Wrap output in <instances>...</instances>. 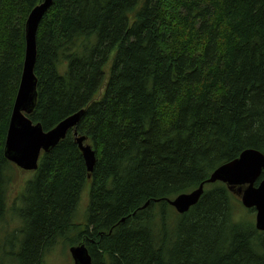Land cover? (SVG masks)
<instances>
[{
	"label": "trees",
	"instance_id": "16d2710c",
	"mask_svg": "<svg viewBox=\"0 0 264 264\" xmlns=\"http://www.w3.org/2000/svg\"><path fill=\"white\" fill-rule=\"evenodd\" d=\"M43 2L0 0V235L25 28ZM35 75L30 120L49 132L84 112L76 131L96 164L90 176L74 130L43 154L0 264H43L61 239L85 246L93 264H264V233L234 222L226 185L206 184L246 149L264 154V0H53ZM203 183L199 203L178 216L168 202Z\"/></svg>",
	"mask_w": 264,
	"mask_h": 264
},
{
	"label": "water",
	"instance_id": "95a60500",
	"mask_svg": "<svg viewBox=\"0 0 264 264\" xmlns=\"http://www.w3.org/2000/svg\"><path fill=\"white\" fill-rule=\"evenodd\" d=\"M53 5V0H44L30 14L25 28L26 54L20 89L14 104L9 131L5 144V156L25 171H35L39 167L42 152L49 153L60 142L66 139L71 130L84 117L79 112L63 120L56 128L44 132L40 124L34 125L27 115L31 114L37 102L38 80L35 75L37 58V33L40 23ZM77 143L83 154L87 171L93 173L96 164V151L86 145V137L78 138ZM261 175L263 179H260ZM223 182L240 197L243 205L256 211V228L264 232V154L255 149L245 150L238 159L220 166L214 171L206 184ZM205 183L199 189L180 195L170 202L179 213H187L198 204L205 191ZM75 264H93L92 257L85 246L73 247L70 250Z\"/></svg>",
	"mask_w": 264,
	"mask_h": 264
},
{
	"label": "rangeland",
	"instance_id": "374dc122",
	"mask_svg": "<svg viewBox=\"0 0 264 264\" xmlns=\"http://www.w3.org/2000/svg\"><path fill=\"white\" fill-rule=\"evenodd\" d=\"M16 17H17V15L15 14V16H13V22H15ZM15 26H16L15 27L16 30L20 29L19 23H16ZM16 66H14L12 68L15 69ZM23 69H24V63H23ZM108 78H109V74H107V80H108ZM15 81H14V83H12L13 86L15 84ZM18 89H20V86L18 87ZM13 97H14V94H13ZM5 111H7V110H5ZM12 114H13V112H12ZM31 114H29L27 116L29 117ZM11 117H12V115H11ZM74 137L77 140V137L75 135H74ZM78 138H80V137H78ZM7 176L10 178L9 180L7 179V197L5 199V207H6L7 214H6L5 221L1 226V227H3V228H1V231H2V233H1V237H2L1 245H2V243H5V238L8 235L12 234V231L19 228L21 223L16 216L14 207L20 206V205L23 206V203H22V201L19 200V198L24 193L28 182L35 178V174L33 172L23 171V170H21V168L15 166L13 164H11V166L8 168ZM262 179H263V176L261 175L260 179L257 181V184ZM216 184H217L216 187H220L221 185H225L224 183H221V182L216 183ZM90 190H91V186L88 185V187L87 186L84 187V189L81 193L80 201H79V204L77 207L76 216L74 218L75 223H77V224L85 219L86 212L89 209ZM233 194H235V193H233ZM235 196L238 197V195H236V194H235ZM231 198L236 201V202L234 200L232 201L234 222L242 220V219L249 221V222L255 221V212L254 211H252L250 209H246L241 204H239L237 202L238 199L236 197L232 196ZM172 201H175V200H172ZM172 208L174 209V212L176 214H178V216H180V214L181 215L185 214V213H183V214L179 213L177 211V209L175 208V206H172ZM245 227H247V229ZM187 228L188 227H186V229ZM235 229H236L235 235H237L238 237H241V238L243 237V230L246 231V233L244 234L246 238H247V235L250 234L249 226L235 227ZM261 233H264V232H261ZM257 237H259L261 240H264V234H259V235H257ZM247 245L250 249L249 241H247ZM70 250H71L70 243L66 240L61 239L59 241V243L56 244L51 249L49 254L46 255V257L44 258L43 264H75L74 260L72 258V255L70 253Z\"/></svg>",
	"mask_w": 264,
	"mask_h": 264
},
{
	"label": "bare ground",
	"instance_id": "6f19581e",
	"mask_svg": "<svg viewBox=\"0 0 264 264\" xmlns=\"http://www.w3.org/2000/svg\"><path fill=\"white\" fill-rule=\"evenodd\" d=\"M19 92V91H18ZM18 95V94H17ZM16 99H17V97H16ZM16 99H15V101H16Z\"/></svg>",
	"mask_w": 264,
	"mask_h": 264
}]
</instances>
